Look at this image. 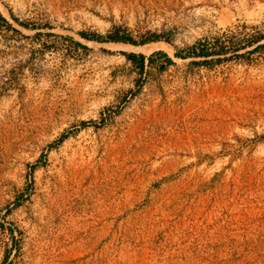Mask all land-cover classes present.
<instances>
[{"label": "rangeland", "instance_id": "obj_1", "mask_svg": "<svg viewBox=\"0 0 264 264\" xmlns=\"http://www.w3.org/2000/svg\"><path fill=\"white\" fill-rule=\"evenodd\" d=\"M0 264H264V0H0Z\"/></svg>", "mask_w": 264, "mask_h": 264}, {"label": "bare ground", "instance_id": "obj_2", "mask_svg": "<svg viewBox=\"0 0 264 264\" xmlns=\"http://www.w3.org/2000/svg\"><path fill=\"white\" fill-rule=\"evenodd\" d=\"M97 46L96 44H94ZM104 46L111 50H122V51H134L136 52H141L143 54H151L155 52L156 50H162L165 51L169 54L173 53V46L166 42V41H152L149 43L141 44V45H131V44H125L122 42H109L105 43ZM97 48V47H96Z\"/></svg>", "mask_w": 264, "mask_h": 264}, {"label": "trees", "instance_id": "obj_3", "mask_svg": "<svg viewBox=\"0 0 264 264\" xmlns=\"http://www.w3.org/2000/svg\"><path fill=\"white\" fill-rule=\"evenodd\" d=\"M110 40H112V41H123V42L132 43V44H135V45L138 44V42H136L135 40L128 39V38H123V37L122 38L121 37H111ZM150 41H159V38H154V39H152ZM144 43H147V42H142V44H144ZM163 55L167 56L166 54H163ZM176 55L177 56H180L179 53H177ZM199 55H206V56H208L210 54L207 53V52H202V54H199ZM126 56H127V58L129 60H132V61H136L137 59L140 58V61H141L142 64H144L145 58H146L142 53H140V55H138L136 53H127ZM167 58H168V61L169 62H172V59L171 58H169V57H167ZM150 59H151V57H150Z\"/></svg>", "mask_w": 264, "mask_h": 264}, {"label": "water", "instance_id": "obj_4", "mask_svg": "<svg viewBox=\"0 0 264 264\" xmlns=\"http://www.w3.org/2000/svg\"><path fill=\"white\" fill-rule=\"evenodd\" d=\"M131 44V43H130ZM131 45H133V44H131Z\"/></svg>", "mask_w": 264, "mask_h": 264}]
</instances>
